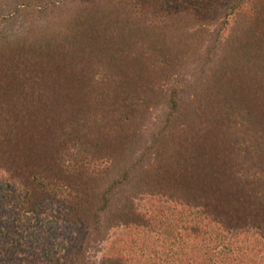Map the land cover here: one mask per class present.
I'll return each mask as SVG.
<instances>
[{
  "label": "trees",
  "instance_id": "obj_1",
  "mask_svg": "<svg viewBox=\"0 0 264 264\" xmlns=\"http://www.w3.org/2000/svg\"><path fill=\"white\" fill-rule=\"evenodd\" d=\"M223 1L0 0V264H264V0Z\"/></svg>",
  "mask_w": 264,
  "mask_h": 264
},
{
  "label": "rangeland",
  "instance_id": "obj_2",
  "mask_svg": "<svg viewBox=\"0 0 264 264\" xmlns=\"http://www.w3.org/2000/svg\"><path fill=\"white\" fill-rule=\"evenodd\" d=\"M86 2H93L96 0H84ZM133 1L138 5V7L143 11H153V12H161L167 15H174L175 13L179 11L184 10H193L199 20H205L212 17H217L218 10H219V2L218 0H129ZM222 6L224 8L227 7V0H224L221 2ZM177 70L181 74H176L174 77H172V80H167V83L170 81H174L175 83H178L177 81L182 82V87L187 86L189 87L188 91L184 93L186 96H191L200 94H204L202 84H204V87L209 85L211 83L210 75H207L199 71L200 69H197L195 67H180L177 66ZM209 71V70H208ZM195 87H199V89H195ZM166 204H164L159 199H154L151 197L145 198L138 202V207H141L143 210H151L152 207H165ZM121 234H124V231H120ZM120 232H116L118 235ZM116 237L113 236L111 241L115 242ZM112 246L111 244L108 246Z\"/></svg>",
  "mask_w": 264,
  "mask_h": 264
}]
</instances>
